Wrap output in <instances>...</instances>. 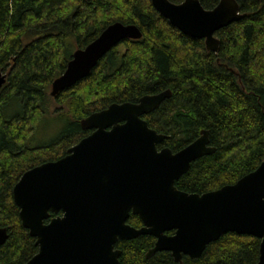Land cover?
<instances>
[{
  "label": "trees",
  "instance_id": "obj_1",
  "mask_svg": "<svg viewBox=\"0 0 264 264\" xmlns=\"http://www.w3.org/2000/svg\"><path fill=\"white\" fill-rule=\"evenodd\" d=\"M179 4L184 0H169ZM212 9L219 0H198ZM242 18L215 33L217 53L204 41L181 34L150 0H0V264H23L37 252L20 223L11 190L23 171L66 153L90 131L80 121L113 103H136L144 95H171L142 118L168 138L157 148L173 152L208 131L216 150L191 162L175 186L203 193L234 183L264 159V0H236ZM134 25L139 40L115 45L88 77L50 96L51 83L75 50L84 49L109 25ZM13 99L21 112L5 117ZM52 112L70 130L52 144L31 147L29 139ZM127 222L138 225L130 214ZM168 233H171L168 232ZM154 237L118 241L120 264H255L259 239L228 232L209 243L196 259L180 262L168 251L145 257Z\"/></svg>",
  "mask_w": 264,
  "mask_h": 264
},
{
  "label": "water",
  "instance_id": "obj_2",
  "mask_svg": "<svg viewBox=\"0 0 264 264\" xmlns=\"http://www.w3.org/2000/svg\"><path fill=\"white\" fill-rule=\"evenodd\" d=\"M154 10L181 34L204 41L217 53L215 33L240 20L236 0H219L204 9L198 0L174 4L150 0ZM134 25L114 23L84 49L75 50L64 72L50 86V96L89 76L115 45L139 40ZM7 75L0 72V89ZM171 95L169 90L144 95L136 103L110 104L80 121L90 133L58 159L46 160L21 173L11 194L20 223L34 238L37 252L23 264H120L117 240L152 235L146 256L168 251L173 260L198 258L225 233L259 239L258 259L264 264V159L234 183L203 193L178 189L174 182L191 162L210 155L208 131L173 152L158 149L168 137L149 128L142 118ZM61 215L50 217V212ZM129 213L142 225L126 223ZM172 231L171 234L166 232ZM8 237L0 227V245Z\"/></svg>",
  "mask_w": 264,
  "mask_h": 264
},
{
  "label": "rangeland",
  "instance_id": "obj_3",
  "mask_svg": "<svg viewBox=\"0 0 264 264\" xmlns=\"http://www.w3.org/2000/svg\"><path fill=\"white\" fill-rule=\"evenodd\" d=\"M21 112L20 103L17 99H13L5 108L4 115L9 118L18 115ZM69 126L65 122L60 121L52 112L47 114L39 123L36 133L29 139L28 145L31 147H40L54 143L63 133L69 131Z\"/></svg>",
  "mask_w": 264,
  "mask_h": 264
},
{
  "label": "flooded vegetation",
  "instance_id": "obj_4",
  "mask_svg": "<svg viewBox=\"0 0 264 264\" xmlns=\"http://www.w3.org/2000/svg\"><path fill=\"white\" fill-rule=\"evenodd\" d=\"M36 165H37V164H36ZM14 184H15V183H14ZM130 214H132V213H129V215H130ZM57 215H61V212H60V211L57 212V213L50 212V217L57 216ZM132 215H134V214H132ZM135 216H136V217L139 219V221H140V223H139L138 225H132V224L128 223V222H127V219H126V223L129 224L130 226L134 227V228H139V227H141L142 222H141L140 218H139L137 215H135ZM127 218H128V217H127ZM169 232H170V231H169ZM166 233H167V234H171L172 231H171V233H168V232H166ZM146 235H148V234H146ZM151 236H152V235H151ZM135 238H136V237H135ZM132 239H133V238H132ZM127 240H129V239H127ZM155 240H156V239H155V237H154V242H155ZM118 241H124V240H117V242H118ZM117 242L114 244V248L119 249V248L116 246ZM153 245H154V243H153ZM153 245H152V247H153ZM152 247H150V248H152ZM150 248H149V249H150ZM149 249H148V250H149ZM119 250L121 251V249H119ZM148 250H147V251H148ZM146 253H147V252H146ZM155 253H156V252H155ZM120 254H121V253H120ZM153 254H154V253H153ZM153 254H152V255H153ZM150 256H151V255H150ZM150 256H149V257H150ZM145 257H147L146 254H145ZM179 262H180V261H179Z\"/></svg>",
  "mask_w": 264,
  "mask_h": 264
}]
</instances>
